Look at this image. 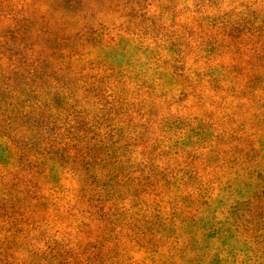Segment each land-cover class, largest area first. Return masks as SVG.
<instances>
[{"label": "rangeland", "instance_id": "1", "mask_svg": "<svg viewBox=\"0 0 264 264\" xmlns=\"http://www.w3.org/2000/svg\"><path fill=\"white\" fill-rule=\"evenodd\" d=\"M0 264H264V0H0Z\"/></svg>", "mask_w": 264, "mask_h": 264}]
</instances>
